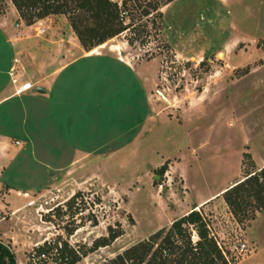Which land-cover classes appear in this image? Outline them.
Returning <instances> with one entry per match:
<instances>
[{
	"label": "rangeland",
	"instance_id": "1",
	"mask_svg": "<svg viewBox=\"0 0 264 264\" xmlns=\"http://www.w3.org/2000/svg\"><path fill=\"white\" fill-rule=\"evenodd\" d=\"M11 1L0 0V16ZM112 2L127 29L87 47L72 25L82 11L33 23L20 15L32 37L17 77L34 85L30 94L46 89L40 68L79 62L61 77L59 110L0 109V241L18 264H39L33 254L45 242L68 243L78 264H121L119 256L168 232L196 200L259 171L252 157H264V0ZM80 153L88 155L76 161ZM199 210L228 264H264V211L237 217L224 194ZM111 227L115 242L91 250Z\"/></svg>",
	"mask_w": 264,
	"mask_h": 264
},
{
	"label": "trees",
	"instance_id": "2",
	"mask_svg": "<svg viewBox=\"0 0 264 264\" xmlns=\"http://www.w3.org/2000/svg\"><path fill=\"white\" fill-rule=\"evenodd\" d=\"M21 17L33 23L35 19L45 18L53 14H63L69 10L82 11L73 20L75 28L84 46L99 45L115 37L127 29L120 20L118 3L112 0H12ZM75 6L71 7V3ZM94 19V25H88V14ZM167 169L165 164L160 169L163 175ZM77 196V194L75 195ZM226 203L234 215L248 217V210L264 211V168L249 174L244 180L224 193ZM193 208L188 214L175 220L168 232L158 231L147 241L119 256L121 264L128 260L131 264H228L219 245L211 235L209 221L200 210ZM108 236L95 240L91 250L110 246L120 233L110 228ZM194 232L198 239L194 241ZM164 237L162 238V236ZM55 250V251H54ZM50 255L56 264H78L80 256L68 243L53 246L45 242L33 254V261L46 262ZM0 264H18L16 254L0 241ZM128 264V263H127Z\"/></svg>",
	"mask_w": 264,
	"mask_h": 264
},
{
	"label": "crops",
	"instance_id": "3",
	"mask_svg": "<svg viewBox=\"0 0 264 264\" xmlns=\"http://www.w3.org/2000/svg\"><path fill=\"white\" fill-rule=\"evenodd\" d=\"M9 10L0 16V109L3 107H6L2 113H6L7 110H9V114L13 115L15 112V109L18 110L19 106L24 108L25 112L26 110H29L31 107L33 109V114L39 115L43 111L47 110L49 112V108H52L54 106L55 109H60L66 101V96L64 94V87H63V82H62V75L68 70L71 69L74 65H76L79 61L76 60L71 64H66L62 66L61 68L57 70H47L48 67H42L39 70L42 72L44 75H46V84L47 86H44L46 89L45 93H38L41 94L42 97H37L35 93H32V90H29L25 93H22L20 95L16 94V88L17 86L13 83L12 81V76H11V71L13 68L16 69V73L22 68V54H24L28 51L27 46L31 44L30 40V35H26L24 33H28V29H23L22 27V20L20 17V13L14 3L11 1L9 4ZM20 23V24H19ZM24 34L25 36H21ZM92 55V54H90ZM84 58H100V57H84ZM18 60V62L16 61ZM23 71L20 70L19 74H22ZM23 77H25L22 74ZM62 77V78H61ZM19 78V77H18ZM20 79V78H19ZM24 80V78H22ZM27 81H29L27 78H25ZM21 81V79H20ZM56 88L55 94L53 95V99L50 95L51 91L49 88ZM39 88V87H38ZM37 88V89H38ZM21 99L20 105H15V104H10L12 101L16 99ZM38 98V99H37ZM41 99V101H38ZM29 101L30 102H40L41 104H35L33 106L27 105L24 103V101ZM23 110V109H22ZM27 116H29V112L27 113ZM3 115V114H2ZM1 122H3L2 116H0ZM28 122V120H27ZM1 128V126H0ZM0 136V144L2 143ZM33 138V136H32ZM34 139V138H33ZM34 143V140H32ZM80 157L76 160H82L85 158L88 153H80ZM30 157V155H25L24 157ZM255 166L257 169L260 171L261 169L264 168V157H252ZM244 178L241 180H235L234 182H231L228 186L225 188L221 189L219 192L211 194L209 196H206L205 198H201L199 200H196L195 207L197 206L198 210L201 207H204V205L211 203L214 200H217L218 198L222 197L224 192L230 188L236 185L237 183L241 182ZM191 210L185 212L183 215H186L189 213Z\"/></svg>",
	"mask_w": 264,
	"mask_h": 264
},
{
	"label": "built area",
	"instance_id": "4",
	"mask_svg": "<svg viewBox=\"0 0 264 264\" xmlns=\"http://www.w3.org/2000/svg\"><path fill=\"white\" fill-rule=\"evenodd\" d=\"M38 32H39V35L40 34H44L46 33V28L42 25L40 27L37 28ZM18 62V60H16ZM11 76H12V81L13 83L17 86L16 88V94L17 95H20L22 93H25L29 90H32L34 88V85L30 82H27V83H23L20 81V79L17 77V73H16V69L13 68L12 71H11ZM19 143V142H18ZM197 237L198 239V236L197 234L194 232V235H193V239L195 241V238ZM237 249L240 251H245L247 249V245L246 244H243L241 245V247H237Z\"/></svg>",
	"mask_w": 264,
	"mask_h": 264
},
{
	"label": "water",
	"instance_id": "5",
	"mask_svg": "<svg viewBox=\"0 0 264 264\" xmlns=\"http://www.w3.org/2000/svg\"><path fill=\"white\" fill-rule=\"evenodd\" d=\"M37 91L40 92V93H45V90H44L43 88H41V87H39V88L37 89ZM157 178H159V176H158Z\"/></svg>",
	"mask_w": 264,
	"mask_h": 264
},
{
	"label": "bare ground",
	"instance_id": "6",
	"mask_svg": "<svg viewBox=\"0 0 264 264\" xmlns=\"http://www.w3.org/2000/svg\"><path fill=\"white\" fill-rule=\"evenodd\" d=\"M224 56V54H220V57H223Z\"/></svg>",
	"mask_w": 264,
	"mask_h": 264
}]
</instances>
